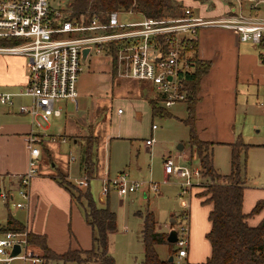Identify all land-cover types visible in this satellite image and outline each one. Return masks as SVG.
<instances>
[{"label": "rangeland", "instance_id": "obj_1", "mask_svg": "<svg viewBox=\"0 0 264 264\" xmlns=\"http://www.w3.org/2000/svg\"><path fill=\"white\" fill-rule=\"evenodd\" d=\"M176 1H178L182 7H184V4H190L193 13L200 15L206 14V16H211L209 13H214L216 11L219 13V9L226 6L228 1L232 3L235 2V0ZM70 2L71 0H54L53 3L55 5H65L69 9ZM117 9L124 8L118 7ZM136 18L139 19L140 16L138 14H132L131 16L129 14H123L121 16L123 21L134 20ZM92 50L90 56H94L91 58L90 67L87 68L88 63H86L82 65L81 70L82 74L87 70L90 71L92 81L88 87L91 93L84 96H77L79 107L77 110L71 102L66 104L65 110L67 113L71 114L69 125L72 126L76 123L75 125H77L78 128L82 127V133L86 130H84L85 127L83 124L79 125V122L86 120L84 115L87 114L89 118H92L99 112V117L97 116L95 118L96 122H98L102 119V115L106 110H111V142L108 143L107 141L105 145H100V143L97 145V149L95 148L96 142L91 136H87L80 149L75 144L67 142L66 136L60 132L64 127V114L60 117H49L47 121L40 118L41 125L39 126H36L35 123H31L30 130L25 134L26 136L23 132L14 134L12 133L14 127L11 126V123L16 118L15 114L25 115V113L12 111L11 113H5L0 110V125H3V128L0 130V173L20 171L21 168L25 166L28 158L25 143L31 129L32 131L30 133L42 134L43 137L51 141L52 144L46 145L51 157L50 155L48 157L44 151H41L37 160L38 172L51 168L54 172V176L61 179L68 187L70 194L73 195L72 203L65 207L61 197L58 195L59 193L57 194L52 190L53 185L46 184L42 187V204L39 205L40 210L36 219L41 221L39 222L40 225L47 227L51 238L56 243H59L66 237L68 227H71V218L74 225L78 222V228L81 230L79 222H82L83 209L82 206L78 204L76 198L85 201L83 192L87 187L84 184L77 183L74 178L84 179V177H90L89 175L94 172L96 165L95 161H93V159L95 160V154L101 164L103 163V158L105 156L106 158L108 157L110 177L115 176V174L112 173H114L116 167L119 166L121 168L126 167L124 169L130 172L131 176H129L131 178L143 180L145 182L148 180L157 182V191L146 190L144 192L148 194V197L143 198L141 196L142 190L147 189L145 184L133 192L139 194L133 203L123 200L121 205L116 204L119 200V198L116 197L118 196L117 193L114 190L109 192L111 194V206H114L112 210L116 213L117 218L116 229L111 231L108 235L109 252L112 254L117 264H140L143 248L138 230L143 221L142 215L147 210L153 211L157 223H168V225H170L169 228H174L177 222H187L186 216H188V213L186 211L181 214L179 213L185 210L187 204L190 203V199H193L192 195L189 196V193L192 190H202V185L209 182V178L203 175V170L201 169V175L196 177V183L182 192L179 180L172 175L166 178V174L164 173L163 155H170L174 160L177 159L179 164L200 167L196 155L194 153L191 154V148L188 142V126L182 120L183 117L185 118L187 115L186 102L183 100L177 101L171 106L166 107L168 115H152L147 99L140 96V92L138 91L143 90L148 98V96L153 97L155 95L154 90L143 81L138 82L130 79H121L118 81L119 83H117V81H113L112 83L109 80V74L106 70V59L108 60V58L105 55L107 53L103 50L96 51L94 48ZM127 81L128 83H126ZM81 99H83L84 102H81ZM63 100L65 99H59L56 103H64ZM263 101L264 85L262 89L259 88V98L256 100L257 104L253 103L248 114H237L235 122V128L241 134L242 140L244 143L248 144L246 147V167L244 173L246 187L244 188L242 203V207L246 213L251 211L256 201H264ZM82 103L84 105H82ZM117 107H121L124 110L121 119L115 114V109ZM27 117L29 118V122H31L30 116L27 115ZM152 124H155L156 129L151 132L150 127ZM65 131H68L66 127ZM51 136H55L56 139L51 140ZM60 137H65L66 141H60L58 139ZM145 138H153L152 145L148 150H146L143 144ZM107 140H110V138ZM41 141L42 140H39L35 143L40 150H42ZM179 144L183 146L181 149H178ZM85 146H88L90 149L84 158L89 159V161H86V163H88L87 168L91 170L92 173L81 176L65 173V169L62 168V166H65L67 156L73 155L76 162L77 158L80 156V150L81 156L82 153H84L82 150H84ZM213 156L216 157L218 166L225 169V171L218 169L219 172L227 174L230 171L229 149L225 146H215L213 148ZM134 161L140 165L139 176L132 173ZM73 170L74 168H70V173L74 174L75 171ZM89 187L92 198L97 204L96 198L101 193V180L98 183L97 179L90 178ZM13 194L14 200L20 199L15 190ZM114 194H116V196ZM116 198L118 200H116ZM6 209L4 202L0 200V223H3L5 220ZM9 212L21 221H24L27 217L26 209L14 207L10 203ZM77 212L80 217L77 216ZM259 213L262 214L263 209L251 213L250 218L254 217L255 220ZM170 217H173L174 220L169 221ZM168 231L169 230L165 233ZM169 247L170 245L168 243H158L155 245L159 257H164L167 252L170 253ZM172 247L176 249L175 242H172ZM46 260L48 264H93V262H63L61 259L57 258Z\"/></svg>", "mask_w": 264, "mask_h": 264}, {"label": "built area", "instance_id": "obj_2", "mask_svg": "<svg viewBox=\"0 0 264 264\" xmlns=\"http://www.w3.org/2000/svg\"><path fill=\"white\" fill-rule=\"evenodd\" d=\"M53 2L0 0V38L13 40L0 45V51L24 54L28 58V77L19 94L29 96L31 102L20 105L18 111L29 114L36 126L41 125L40 118L47 121L51 115L60 114L61 108L56 103L59 99L76 103V82L84 47L106 53L111 43L114 54H107L112 58L115 75L148 83L164 107L185 101L186 91L179 74L192 68L189 51L201 27L219 26L234 31L239 40L259 46V57L264 61V0H235L228 12L211 17L195 15L188 7H183L179 16L142 15L133 21L121 19V13H129L131 9H111L105 12L106 20L101 21L97 12L85 19L84 13L71 15L67 6ZM12 96V93L0 91V103L11 105ZM262 106L264 112V101ZM121 110V107L116 108V112ZM151 126L154 128L155 124ZM30 132L26 169L19 174L15 187L20 199L14 200L13 195L0 186V200L11 202L12 206L26 209V212L30 209L29 186L37 172L40 155L35 143L41 139L39 134ZM58 139L66 141L65 137ZM152 141L153 138L145 139L146 144ZM163 166L166 178L171 175L177 178L182 192L193 186L196 177L201 175L199 166L179 164L170 155L164 157ZM74 179L88 185V178ZM144 184L147 189L158 190L157 182L131 178L122 170L113 177L105 174L101 178V192L105 195L114 190L118 196H125ZM174 229L177 239L172 264H187L188 222H177ZM28 231L24 226L22 230L0 232V264H48L42 251L27 240ZM16 245L18 250L12 253Z\"/></svg>", "mask_w": 264, "mask_h": 264}, {"label": "crops", "instance_id": "obj_3", "mask_svg": "<svg viewBox=\"0 0 264 264\" xmlns=\"http://www.w3.org/2000/svg\"><path fill=\"white\" fill-rule=\"evenodd\" d=\"M193 1L196 2V0ZM231 4L232 2L228 1L226 6L219 9V13H217L216 11L214 13L212 12L209 14H211V16L224 14L229 11ZM184 7H188L192 11L190 4H184ZM123 14L125 15L129 14L130 16L132 14H138L140 18L142 16L141 13H137L134 11H131L129 13L122 12L121 16ZM195 15H200V14H195ZM200 16L211 17L210 15L206 16V14ZM134 20H138V18ZM197 33L198 34L196 40L195 55L199 59L209 60L210 66L206 71V73L202 75L199 82L198 100L194 105L193 125L196 135L200 140L211 142V146H210L211 163L215 171L220 173L219 170L225 171V169L224 168L222 169V167L218 166V164L216 163V157L213 156V148L215 146H225L229 149V168H230V143L234 142L237 136H241V134L235 128L236 117L237 114L240 115L248 114L250 107L253 106V103L254 104L256 103V100H258L259 88L262 89L264 85V61L260 60L259 46L253 44L250 41L239 40L237 34L230 29L219 26H205V27H201ZM0 45H5V43H0ZM92 51L93 50L91 49L88 52L85 60L81 62V68L79 70L78 78H77V96H84L87 95L88 93H91L90 88L88 87L90 82L92 81L90 71L87 70L85 73L82 74L81 70L83 64L88 63L87 68L90 67L91 58L94 56V55L90 56L92 54ZM105 56L108 58V60L106 59V64H107L106 70L107 73L109 74V80L112 83L113 81H117V83H119L118 81L121 79L129 80V78H121L116 76L113 70V62L111 56L108 54H106ZM27 77H28V58L24 54L0 51V91H5L13 94L11 105L0 103L1 106L0 110L2 112L11 113L12 111L18 113L19 112L18 107L20 105L29 104L31 102V98L29 96L19 94V91L24 87L27 81ZM130 80H135L138 82L142 81L136 79H130ZM126 83H128V81ZM146 85L150 86L148 83ZM151 88L153 89V87ZM138 92H140L139 93L140 96H143L145 99H147L146 93L143 90ZM154 94L157 95L155 90H154ZM80 101L84 102L83 99H81ZM63 102L64 103H58V105L61 108L60 114L57 116L51 115L50 117H60L64 114V127L60 132L66 136L67 142H71L75 144L76 146L79 147V149L86 140L87 136H91L94 139V141L96 142L95 145L96 149H97V145L100 143H101L100 145H105L107 141L108 143L111 142V119H110L111 110L109 111L106 110V112H104L102 115V119H100L98 122H96L95 118L97 116L99 117L100 115L99 112H97L96 116L92 118H89L87 114L84 115L86 117V120L83 122H79V125L83 124V126L85 127L84 130H86L83 131L82 133V127L78 128L77 125H75L76 120L74 121L75 123L74 125L72 126L69 125L71 114L67 113L65 110L66 104L68 102L73 103L76 110L79 108L77 97H76V103L69 101L67 99L63 100ZM159 104L162 106L160 101ZM82 105L84 104L82 103ZM123 113H124L123 109L121 110V112H116L115 109V114L118 118L121 119ZM15 115L16 118L11 123V126L14 127L13 129L14 131L12 133L16 134L17 132H23V134L25 135L27 131L30 130L32 117L29 114H27L31 118V122H29V118L27 117L26 113L25 115L24 114L23 115L15 114ZM21 116L24 118H22ZM65 127L68 130L67 132L65 131ZM2 128L3 125H0V130ZM150 129L152 132L154 129H156V126L154 128L151 126ZM39 135L41 137L40 140H42L40 143L42 146L41 148L42 150H40V153L41 151H44L48 157L49 155L51 157V154L49 153V150L46 147V145L52 144L51 141L43 137L42 134ZM108 138H110V140H107ZM145 139L143 144L145 145L146 150H148L151 147L153 141L150 144H146ZM27 145L29 146L28 141H26L25 143V147L27 149V157H28L29 148ZM246 150L247 148L245 149V151ZM83 151L84 150H82V152ZM83 154L84 153H82L81 156V150H80L81 157L79 156L76 162H75V157L73 155L67 156L66 164L65 166H62V168L65 169V173L76 176L89 175L90 173H92L91 170L87 171L84 168V166L87 163L85 162ZM71 156L73 157L72 159H70ZM165 156L166 155H163V159ZM54 158L57 159L56 157ZM93 161H95L96 165L94 172L91 175H89L90 177L88 178V185L86 186L88 191H90V187H89L90 178L97 179L99 183V181L105 174H107L108 176L110 175L108 157L106 158L105 156L103 158V163L101 164L99 163L98 157L95 154V160L93 159ZM245 167H246V154H245V162H244V173H245ZM70 168H74L73 170L75 171L74 174L70 173ZM124 168L126 167L121 168L118 166L116 167L115 172L112 174H117L118 172L125 170ZM25 169H26V164L25 166H23V168H21L20 171L0 173V180H1L0 186L4 187L9 192V194H12L13 199H14L13 192L16 187L17 178L19 174L25 171ZM132 173L136 176L140 175V165L138 163H135V161H134ZM128 174L131 176L129 171ZM53 177H54V172L51 168L50 169L47 168L41 172H38L37 169V172L35 176L32 177L29 186L30 209L29 212H26L27 217L25 218V220L24 221L20 220V221L24 226H26L29 229V231L43 235L47 247L50 250L54 251L55 253H61L67 248H71V249L90 248L91 227L85 221L84 215L82 216L81 219L82 222H79L81 225L80 226L81 230L78 228V222H76V225H74L73 220L71 218L72 229L70 226L68 227L66 237L62 239L59 243L54 242V240L51 238L49 231L47 230V227L46 226L43 227L42 225H40L39 222L41 221H38L36 219V217L38 216V212L40 210L39 205L42 204V200H41L42 187L45 186L46 184H49L51 186L53 185L52 190H54L57 194L59 193L58 195L61 197L65 207L69 206L70 203H72L73 195H71L68 190H66L61 185H59ZM245 187L246 185L244 178L243 194ZM146 190L151 191V189H143L141 195L143 198L148 197V194L144 193ZM198 192L199 191L197 190H192L190 193L188 192L189 196L192 195L193 199H190V203L187 204V208L185 210L182 209L183 211L179 213L181 214L185 211L188 213L187 222L189 226V243H188L187 255H186L187 264H201L210 254V244L205 234L210 228V221L207 217V214L211 208V202H203L202 201L203 196H200ZM114 195L116 196V194ZM138 196H139L138 193H133V192L132 194L128 193L125 196H116L119 198V200L116 198V200H118L116 204L121 205L123 203V200L124 201L127 200L133 203ZM76 200L78 204H80L82 201L79 198L78 199L76 198ZM96 200H97L96 201L97 204L99 203L98 205L95 203L97 206L102 207L106 204L111 210L114 208V206H111L110 193L104 195L101 192L100 195L97 196ZM261 201L263 203L261 206V209H263V213L257 214V218L255 220L254 217L250 218L251 214H248L245 220L249 225H256L264 218V201L263 200ZM9 203L11 204V202L4 203L7 208L6 216L9 213ZM242 203H243V195H242ZM241 209L244 213H246L242 206ZM151 212L153 213V211ZM77 216H79L78 212H77ZM116 219L117 218L115 213V222H117ZM5 222H6V217L3 223H0V225L4 224ZM169 227L170 225H168V223L159 224L155 219L156 230L166 232L167 230L171 229ZM141 228H142V223L138 230L140 240H141V236H140ZM109 234L110 232L107 234V237ZM142 248H143V244H142ZM39 250L42 251L40 248ZM167 256H168V252L165 254L164 257H160V258H166ZM141 260H140V264H142Z\"/></svg>", "mask_w": 264, "mask_h": 264}, {"label": "trees", "instance_id": "obj_4", "mask_svg": "<svg viewBox=\"0 0 264 264\" xmlns=\"http://www.w3.org/2000/svg\"><path fill=\"white\" fill-rule=\"evenodd\" d=\"M71 15L79 16L84 13L85 19L90 18L92 12L99 13L101 21L106 20L105 12L111 9L123 7L145 16L161 18L175 17L182 14L183 7L176 0H71L69 3ZM13 40L0 38V43H11ZM107 46H104V48ZM106 53L114 54L112 44L108 46ZM196 41L189 51L193 62L192 68L181 71L182 86L186 91V117L182 120L188 126V142L191 154L198 159L203 175L209 178V182L202 185L198 192L203 196V202H211V208L207 217L210 228L205 236L210 244V254L201 264H264V218L256 225L246 222L248 214L258 211L262 201H256L249 213L241 209L243 195L244 162L246 147L241 136H237L230 143V171L220 174L215 171L211 163V142L200 140L193 125L194 105L198 100L199 82L203 74L210 66L209 60L199 59L195 55ZM148 103L152 115H168L166 108L159 104L160 97L148 96ZM163 111V112H162ZM90 151L88 146L84 148V156ZM85 162L89 159L84 158ZM88 163L85 169L88 171ZM63 188L68 187L58 177H53ZM85 201L80 205L83 209L84 219L91 227V246L88 249L67 248L61 253L51 251L44 240V236L31 231L27 233V240L42 250L44 258H57L63 262H93V264H117L109 252L107 234L116 228L115 213L107 206H97L88 189L83 192ZM8 203V202H5ZM142 228L140 232L143 244L142 264H172L168 256L176 249L172 243L166 241L167 233L155 229V219L151 211L142 215ZM24 225L10 212L6 216V222L0 225V232L5 230H22ZM168 243L170 245L166 258H160L155 245Z\"/></svg>", "mask_w": 264, "mask_h": 264}, {"label": "water", "instance_id": "obj_5", "mask_svg": "<svg viewBox=\"0 0 264 264\" xmlns=\"http://www.w3.org/2000/svg\"><path fill=\"white\" fill-rule=\"evenodd\" d=\"M90 48L89 47H84L81 49V62H83L89 52ZM170 76H168L169 78ZM182 148V144H179L178 145V149H181ZM174 218L171 217L170 218V221H173ZM177 239V235H176V230L174 228H171L168 232H167V235H166V241L168 242H175ZM18 250V246L16 245L15 246V249L12 251V253H15L16 251ZM168 261H171L172 260V255H169L168 256Z\"/></svg>", "mask_w": 264, "mask_h": 264}]
</instances>
